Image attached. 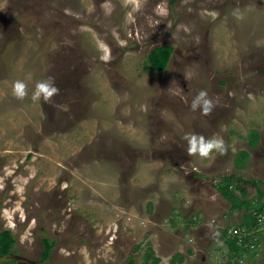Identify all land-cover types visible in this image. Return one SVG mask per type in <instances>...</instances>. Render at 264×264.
<instances>
[{"label":"rangeland","instance_id":"rangeland-1","mask_svg":"<svg viewBox=\"0 0 264 264\" xmlns=\"http://www.w3.org/2000/svg\"><path fill=\"white\" fill-rule=\"evenodd\" d=\"M228 178L264 192V0H0V264H238Z\"/></svg>","mask_w":264,"mask_h":264},{"label":"trees","instance_id":"trees-1","mask_svg":"<svg viewBox=\"0 0 264 264\" xmlns=\"http://www.w3.org/2000/svg\"><path fill=\"white\" fill-rule=\"evenodd\" d=\"M172 52V47L170 45H158L152 48L149 51L148 58L151 63V65L155 68H164L166 67L170 54ZM248 154L245 151L241 152V159L245 160L247 158ZM239 162V161H238ZM239 180V179H237ZM234 188L238 189L240 193V197L236 196L234 193V190L230 189L229 186H233ZM217 189L220 190L222 195L224 197L230 196V199L232 201L231 208L232 209H240L241 207L244 208L243 212V218L242 220L236 224L237 227H245L248 229L255 228L257 226V220L254 219L256 214L261 212L264 208V192L257 188V196L258 200L255 204H251V202H248L244 199V196L246 195L245 188L243 186L237 185L232 179L228 178L224 183L217 184ZM6 233V237L8 238L10 235V232L8 230H4ZM225 233V231H224ZM222 232V235H224ZM6 238V239H7ZM5 238L0 236V256H3L7 254V251L9 247L7 246V241L4 240ZM11 241L14 242V239L11 237ZM263 241V242H262ZM257 240V243L260 242L261 245L264 246V240ZM263 246H258L253 250H249L248 248L242 247V245H236L234 240H230L227 242V248L229 250V257L235 258V261H237L238 264L242 262V257L246 253L249 254L250 257H256L260 254L258 251L259 249H262ZM49 248V247H48ZM46 251H44V258L48 257L49 250L46 248ZM129 264H133L132 261L129 262ZM230 264V260L228 259V263Z\"/></svg>","mask_w":264,"mask_h":264},{"label":"clouds","instance_id":"clouds-1","mask_svg":"<svg viewBox=\"0 0 264 264\" xmlns=\"http://www.w3.org/2000/svg\"><path fill=\"white\" fill-rule=\"evenodd\" d=\"M57 92L58 89L51 78H49L48 80L36 83L33 99L39 100L41 96H43L45 100H48ZM12 93L16 98L22 99L27 95L26 84L23 81H14L12 85ZM190 107L193 111L200 109L205 115H207L212 111L214 105L211 99L208 98L207 92L201 90L192 100ZM187 144V152L189 155H198L202 158L209 157L213 151L220 154H223L226 151L222 139H206L202 135H191L187 138Z\"/></svg>","mask_w":264,"mask_h":264},{"label":"built area","instance_id":"built-area-1","mask_svg":"<svg viewBox=\"0 0 264 264\" xmlns=\"http://www.w3.org/2000/svg\"><path fill=\"white\" fill-rule=\"evenodd\" d=\"M255 219L257 220V226L255 228L247 229L245 227L233 226L228 229V234L231 235L236 245H242V247L248 248L249 250L261 246L260 242L257 243V240H264V208L256 214ZM261 219L262 221L260 222ZM260 224H262V228H260ZM252 231L254 232L251 233Z\"/></svg>","mask_w":264,"mask_h":264},{"label":"flooded vegetation","instance_id":"flooded-vegetation-1","mask_svg":"<svg viewBox=\"0 0 264 264\" xmlns=\"http://www.w3.org/2000/svg\"><path fill=\"white\" fill-rule=\"evenodd\" d=\"M14 243H15V241H14ZM15 256H16V259H17V262H16V263L19 264V261H18V258H17L18 255H15ZM44 259H45V258H44ZM44 259H43V260H44ZM41 261H42V260L39 259L37 264H44V261H45V260L42 261V262H41ZM16 263L14 262L13 264H16ZM4 264H6V263H4Z\"/></svg>","mask_w":264,"mask_h":264}]
</instances>
